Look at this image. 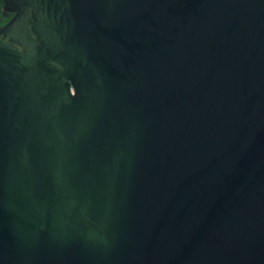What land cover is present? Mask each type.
<instances>
[{
	"label": "water",
	"instance_id": "1",
	"mask_svg": "<svg viewBox=\"0 0 264 264\" xmlns=\"http://www.w3.org/2000/svg\"><path fill=\"white\" fill-rule=\"evenodd\" d=\"M0 264H264V0H3Z\"/></svg>",
	"mask_w": 264,
	"mask_h": 264
},
{
	"label": "trees",
	"instance_id": "2",
	"mask_svg": "<svg viewBox=\"0 0 264 264\" xmlns=\"http://www.w3.org/2000/svg\"><path fill=\"white\" fill-rule=\"evenodd\" d=\"M12 14L5 15L3 12V0H0V26L6 24L11 18Z\"/></svg>",
	"mask_w": 264,
	"mask_h": 264
}]
</instances>
